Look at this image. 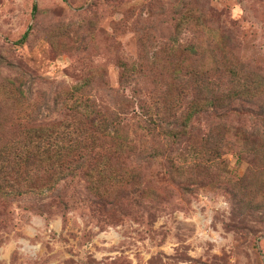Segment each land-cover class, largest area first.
I'll use <instances>...</instances> for the list:
<instances>
[{"label":"rangeland","instance_id":"obj_1","mask_svg":"<svg viewBox=\"0 0 264 264\" xmlns=\"http://www.w3.org/2000/svg\"><path fill=\"white\" fill-rule=\"evenodd\" d=\"M237 76L235 86L252 88L226 101ZM202 78L216 81L220 102L190 122L187 145L222 138L221 175L180 184L164 159L132 158L137 178L113 206L97 205L82 179L0 198V264H264V203L252 201L264 194L259 174L250 199L226 190L250 165L238 160L240 145L255 150L249 158L264 173V0H0V85L12 81L31 102L53 104L89 79L92 100L119 115L141 152L163 143L138 103L155 113L153 98L164 99L169 82L183 109L204 106Z\"/></svg>","mask_w":264,"mask_h":264},{"label":"trees","instance_id":"obj_2","mask_svg":"<svg viewBox=\"0 0 264 264\" xmlns=\"http://www.w3.org/2000/svg\"><path fill=\"white\" fill-rule=\"evenodd\" d=\"M36 11L34 5L33 16ZM30 30H26L19 44L26 42ZM131 78V70L123 65L120 81L128 83ZM197 83L209 91L204 106L194 104L183 109L178 100L175 102L171 98L169 82L164 85V99L153 98L155 113L150 103H138L137 107L146 115L148 131L163 143V149L142 150L147 152L137 149L134 140L125 134L115 111L92 100L88 93L89 79L60 93L53 104L31 102L22 88L15 87L12 81L0 85V198L28 194L43 196L57 191L63 183L72 184L82 179L97 205L113 206L119 201L117 197L123 187L137 178L138 170L130 163L138 159H164L171 176L180 184L197 186L201 176L210 181L211 175H221L219 165L227 146L222 138L213 141L209 136L201 148L187 145L190 122L198 114L217 111L220 102L216 96L219 92L216 81L202 78ZM232 83L234 87L226 101L238 100L250 91V84L244 82L242 88H238L241 84L238 76ZM182 95L180 92L178 97ZM245 148L250 146L243 144L237 150L238 160L246 156L250 161L247 172L226 185V190L240 199L253 192L258 177L261 181L258 186L264 184V173L256 171L249 158L257 153L252 148L247 151ZM191 173L195 177L190 176ZM254 173L259 174L256 179ZM138 180H141V186L138 185L135 194L140 199L139 190L144 187V181ZM258 196L252 201L257 199L264 203V194L262 199ZM121 199H127V195H122Z\"/></svg>","mask_w":264,"mask_h":264}]
</instances>
